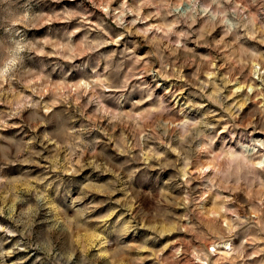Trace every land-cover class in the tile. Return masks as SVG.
<instances>
[{"label": "clouds", "instance_id": "obj_1", "mask_svg": "<svg viewBox=\"0 0 264 264\" xmlns=\"http://www.w3.org/2000/svg\"><path fill=\"white\" fill-rule=\"evenodd\" d=\"M38 2L0 0V264H264V0Z\"/></svg>", "mask_w": 264, "mask_h": 264}, {"label": "rangeland", "instance_id": "obj_2", "mask_svg": "<svg viewBox=\"0 0 264 264\" xmlns=\"http://www.w3.org/2000/svg\"><path fill=\"white\" fill-rule=\"evenodd\" d=\"M11 2V0H9ZM36 2V0H34ZM130 3L133 2V0H129ZM121 3V0H115L114 3L111 4L112 9H116L119 7ZM38 7L39 8H45L46 10H55V11H61V10H77V11H82L84 12L87 16L89 21H91L92 24L96 23H101L103 22L105 24L106 30H108V26H110L111 30L109 31V35H112L113 38H115L116 35L120 34L123 32V29L117 28V26L112 22L111 19L98 7H94L93 4L90 2V0H58V2L54 3L53 0H39L38 2ZM147 11H151L150 9H146ZM132 17H127L126 22L130 21ZM78 25V22L76 20L72 21L70 24H61V23H54L50 27L52 28H59V29H71L72 27H76ZM49 26L45 25L42 27H37L29 30L27 27H24L23 30L25 32H28L30 35H38L41 32H44L47 30ZM137 27H141L140 25H137ZM88 31V26H84V31L81 33H78L76 38H79L80 36L84 35L85 32ZM93 36L96 35V33H92ZM137 37H132V36H125L123 40L120 41L118 45H109L107 50H115L117 51L118 55L121 53L123 50L128 49L131 50L132 48L135 47V42L137 41ZM148 49L145 46H141L140 48L136 49V53L138 55L144 54ZM198 51H204L198 49ZM240 95H243L242 93ZM258 103V102H257ZM256 104L249 103L242 108V113H248L251 115V111L255 109ZM259 116H257V120H259ZM251 131V130H249ZM226 135V133L222 134ZM161 174L159 172L153 173L151 175V178L147 181V187H151L155 189V187L160 183V178ZM40 183L38 184V187L43 189L44 185L48 184L49 181L48 179H45L43 177H40ZM48 193L50 196H55L56 195V187L55 185H51L47 189ZM149 195H151L149 193ZM52 211H55L53 208ZM0 225L4 226H9L12 225L11 219L8 218V216L2 215L0 216ZM182 238H188L186 233H172L170 236H165L159 240V245L163 246L164 244L169 243L170 241H175L178 239ZM11 239V243L8 242V240ZM17 238H7L4 236L3 233H0V250L7 251L8 249H11L13 244L15 243V240ZM79 243V241H77ZM84 243L89 246V251H92L91 248V240L90 239H85ZM179 245L173 244L172 247H178ZM172 249L169 248V252ZM168 253L166 252L165 255ZM30 253L28 252H20L17 254H12L4 257V264H12V261L17 259V257H27L29 256ZM26 264H32V260L29 259L27 260Z\"/></svg>", "mask_w": 264, "mask_h": 264}]
</instances>
